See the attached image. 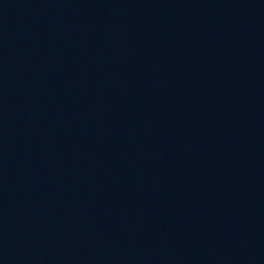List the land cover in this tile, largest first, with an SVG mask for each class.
I'll use <instances>...</instances> for the list:
<instances>
[{
	"label": "water",
	"instance_id": "95a60500",
	"mask_svg": "<svg viewBox=\"0 0 264 264\" xmlns=\"http://www.w3.org/2000/svg\"><path fill=\"white\" fill-rule=\"evenodd\" d=\"M0 264H264L257 0H0Z\"/></svg>",
	"mask_w": 264,
	"mask_h": 264
}]
</instances>
